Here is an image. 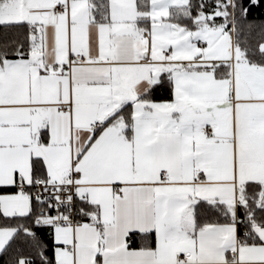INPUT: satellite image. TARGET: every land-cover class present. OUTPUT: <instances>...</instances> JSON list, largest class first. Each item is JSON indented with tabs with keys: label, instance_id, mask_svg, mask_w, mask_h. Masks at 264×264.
I'll return each mask as SVG.
<instances>
[{
	"label": "snow or ice",
	"instance_id": "6c2138e0",
	"mask_svg": "<svg viewBox=\"0 0 264 264\" xmlns=\"http://www.w3.org/2000/svg\"><path fill=\"white\" fill-rule=\"evenodd\" d=\"M0 264H264V0H0Z\"/></svg>",
	"mask_w": 264,
	"mask_h": 264
}]
</instances>
